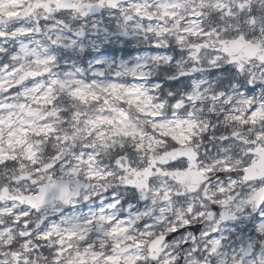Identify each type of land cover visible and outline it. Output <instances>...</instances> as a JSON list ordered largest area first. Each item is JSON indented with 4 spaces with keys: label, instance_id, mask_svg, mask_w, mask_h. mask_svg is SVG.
I'll use <instances>...</instances> for the list:
<instances>
[{
    "label": "snow or ice",
    "instance_id": "snow-or-ice-1",
    "mask_svg": "<svg viewBox=\"0 0 264 264\" xmlns=\"http://www.w3.org/2000/svg\"><path fill=\"white\" fill-rule=\"evenodd\" d=\"M0 264H264V0H0Z\"/></svg>",
    "mask_w": 264,
    "mask_h": 264
}]
</instances>
